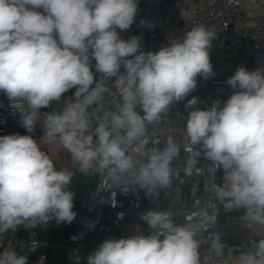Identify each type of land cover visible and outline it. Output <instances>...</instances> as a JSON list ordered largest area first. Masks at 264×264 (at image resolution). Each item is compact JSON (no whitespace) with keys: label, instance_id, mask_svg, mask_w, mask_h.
Listing matches in <instances>:
<instances>
[{"label":"clouds","instance_id":"1","mask_svg":"<svg viewBox=\"0 0 264 264\" xmlns=\"http://www.w3.org/2000/svg\"><path fill=\"white\" fill-rule=\"evenodd\" d=\"M137 10L138 0H0V92L27 105L20 124L32 133L39 110L75 89L60 111L44 114L41 140L67 150L80 172L153 196L177 175L180 146L170 136L162 149H148L147 128L196 89L197 77L215 75L210 49L216 29L196 25L145 52L140 37L119 34L130 29ZM225 83L233 93L223 106L216 100L202 110L196 97L187 101L189 163L203 154L222 170L223 183L213 186L220 206L243 210L247 227L264 230V69L240 66ZM106 97L113 98L110 107ZM74 175L58 170L31 135L0 136V234L25 222L70 224L77 215L69 190ZM213 209L202 214L204 230L216 219ZM140 219L149 234L106 239L87 264H202L197 226L177 224L164 210L150 209ZM213 247H224L218 237ZM0 264L29 259L5 248ZM232 264H264V239Z\"/></svg>","mask_w":264,"mask_h":264},{"label":"built area","instance_id":"2","mask_svg":"<svg viewBox=\"0 0 264 264\" xmlns=\"http://www.w3.org/2000/svg\"><path fill=\"white\" fill-rule=\"evenodd\" d=\"M144 20L152 25H142ZM207 25L216 29L212 41L210 60L214 76L204 79L197 77V87L184 100L170 106L161 120L147 128L148 149H162L168 137H173L180 146L178 156L173 161L177 175L171 185L153 196L138 186H130L127 191L115 188L103 175L95 173L96 181L88 192L87 212L94 217L92 223L99 234V245L106 239L128 237L133 234H149L148 225L140 219L148 210L169 211L177 224L190 223L199 229L197 239L202 264H232L242 252L252 250L254 243L264 239V230L247 227L242 235L243 246L237 256L228 253L229 236L240 226V222L229 218L216 200L213 186L223 183V171L218 170L203 154L195 164L189 163L191 153L186 150L188 143L185 125L191 108L187 101L196 97L202 110L208 109L216 100L223 102L233 93L225 81L234 75L240 66L248 70L264 69V0H138V10L130 29L119 31L122 39L132 36L141 38L143 51H158L173 39L182 38L183 33L196 25ZM111 86V82L109 83ZM118 98V97H117ZM112 97H106L105 107H110ZM26 104L20 100H10L0 92V136L10 134L31 135L37 139L36 128L32 133L19 129L20 113ZM137 111H141L139 108ZM142 114V112H141ZM137 159H142L138 155ZM75 193V188L71 187ZM79 198L76 193L73 201ZM217 208L216 219L204 230L200 225L202 214L211 215ZM88 222V221H87ZM47 231L38 221L25 222L14 230L0 234V252L5 248L14 249L18 254L31 260L33 253L43 262L48 259ZM81 236V235H79ZM75 236V240L79 238ZM219 238L224 247L217 252L213 240ZM82 249L72 245L69 259L72 264H87L82 258Z\"/></svg>","mask_w":264,"mask_h":264},{"label":"crops","instance_id":"3","mask_svg":"<svg viewBox=\"0 0 264 264\" xmlns=\"http://www.w3.org/2000/svg\"><path fill=\"white\" fill-rule=\"evenodd\" d=\"M94 63L95 61H93V70H95ZM74 92L75 89H71L61 97L59 102L53 101L48 108L40 109L35 126L38 134L36 141L39 143L41 150L46 152L54 161L56 168L58 170L67 169L75 173L69 186V190L71 187L75 188V193L79 197L73 201V211L76 212L77 215L70 224L60 223L57 225L55 220H52L47 224L40 222L47 231L46 238L48 242V259L46 262H43V264H72L69 259V252L72 245H78L83 250L82 258L87 262V256L99 247V234L92 223L94 217L87 212L88 192L95 184V173L85 174L80 172L79 166L72 160L67 150L58 143L50 144L41 140L44 134L42 128L43 120L45 118L44 114L46 112L60 111L64 101L68 98H72ZM26 109L27 105L25 110ZM20 122L21 115L16 127L23 129ZM222 211L229 218L240 222V226L236 227L235 231L228 238L230 243L228 253L231 256H237L239 248L243 246L242 235L247 233L246 222L241 220L244 212L243 210L226 212L223 208ZM75 236H79V238L75 240ZM38 261V255L33 253L29 264H37Z\"/></svg>","mask_w":264,"mask_h":264}]
</instances>
